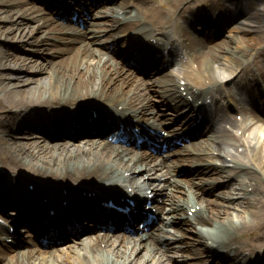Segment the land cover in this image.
<instances>
[{
	"label": "bare ground",
	"instance_id": "1",
	"mask_svg": "<svg viewBox=\"0 0 264 264\" xmlns=\"http://www.w3.org/2000/svg\"><path fill=\"white\" fill-rule=\"evenodd\" d=\"M184 1L186 0H129L135 4L137 11L142 13L144 19L151 26L158 27L169 23L171 11L180 8ZM120 2L123 4V0ZM213 2L215 0H203V3ZM246 4L245 0L240 1L241 8L244 6L247 9L248 5ZM0 5L4 7L0 8V38L4 39V49H0V108L8 109L11 112L10 117H20L34 106L44 107L45 111L49 112L55 107H74L81 100L94 98L97 99L95 101H101L109 113L130 115L149 126L155 123L156 119L146 114L149 110L146 107L148 97L140 91L139 80L135 79V75L131 76V72L118 66L117 63L109 65L111 71L115 70L114 72L121 78V81L126 84L132 83L134 86L133 90H128L126 85L116 87L114 84L116 80L114 81V78L110 77L108 70L104 71L98 65L102 60L100 53L89 48L83 40H78L75 46H57L42 38L41 35H44L42 34L44 31L63 32L64 28L59 27L53 20L44 18L40 7L25 0H0ZM34 11H39V14H34L33 17H38L40 20L28 23L22 12L30 14ZM239 14H243L242 9ZM254 15L246 18H252ZM13 19H16V22ZM8 21H11L9 25L6 24ZM128 27L124 26V28ZM235 28L236 31L243 32L250 27L237 26ZM262 37V34L251 38L232 35L230 39L219 44L199 43L193 48L191 56L186 55L182 59L184 57L187 60L192 59L196 64L197 74L208 79L207 87L192 85V72L187 69V73L184 72V74L187 75L189 81L185 84L181 85L179 80L176 81L171 76L172 74L165 75L163 82L150 83L148 92L159 96L161 105H165L166 110L176 114L180 112L181 104L186 107L194 106L199 99L203 100L208 92L219 87L218 80H214L211 75L216 73L215 69H211V67L219 68L215 62H220L219 64H223L225 68L235 66L239 57L246 53L243 48L249 44L248 41L252 40L255 43ZM52 38L55 39V37ZM43 45H47V47L41 49L40 47ZM18 47L28 52L21 53L24 55L12 54V49H18ZM34 51L43 53L37 57V60H40L37 63V60L34 59ZM27 72L32 74L29 75ZM154 83L156 85L152 87ZM158 85L160 86L158 87ZM182 86L183 88H181ZM189 94L191 100L188 98ZM168 102L173 103L169 106ZM252 119L250 114H245L239 123L233 121V115H221L217 120L206 118L203 120V132L211 133V137H208L211 142L207 141L216 151L229 146L237 149L238 147L234 145L237 140L221 124L230 122L233 126H241L251 122ZM68 135L72 136L63 131L57 138L69 137ZM239 139L243 145V151L248 155H253L249 157L252 161H243L230 155L232 163L229 169L233 171L226 170V176H223L224 178H233L230 196L225 197L224 191L215 194L221 200L224 197L222 200L226 201L224 205L207 200V197L212 196L213 188H210L204 179L206 177H221V171L227 168L228 162L211 154L210 152L213 151L205 143L203 146L206 147L207 153L203 155H187L180 158L178 156L180 152L173 151L174 157L163 159V162L160 163L161 166H164V173H159L160 170L157 172V178L154 179L157 182L152 181V178L149 180L142 178L146 187L151 189L155 201L153 204L155 220L160 225L157 224L158 226L152 228L153 232H148L150 234L143 233L140 242L127 243L122 241L127 239L125 236L101 234L100 238L116 237L117 240H105L107 244L93 245L88 249H83L84 253L78 254L73 259L63 257L53 260L32 259L28 262H21L18 261L19 254L15 253L6 264H152V262L154 264V261L156 262V259L153 258L155 249L165 252L170 248L185 253L183 257H180L183 264H190L188 256H195L201 250L207 251L208 254L209 250H213L215 255L222 257L223 264H254L255 259L264 258L258 253L264 250V149L254 153L255 149L252 144L242 141L240 137ZM36 143L40 145L39 142ZM46 143L42 145L47 147L62 144ZM195 147L196 145L191 144L190 148L183 150L191 153L197 151ZM39 149H34L30 144L24 142L9 143L0 136V163L10 172L23 167L32 173L69 180L71 183H77L86 178L95 182H104L103 184L107 187H114V185L122 183L125 188L133 187L134 194L138 192L135 188L144 184L132 176L134 170L146 164L139 158H133L131 162L124 163L67 148H48L43 152H40ZM100 150L110 153L109 156L120 154V148L112 147L106 143ZM217 152L227 157L220 151ZM243 155L241 154V156ZM201 162H205V164L200 165ZM193 163L200 167L190 171L192 179H185L186 189L189 191L188 197H186L184 189L170 177V171H177L182 165ZM152 170L154 168L147 171ZM125 171H129L128 174L131 175L125 176ZM91 199H97V197ZM236 207L240 209L237 210ZM192 208L194 209L191 212ZM165 226H169L168 228L172 230L167 228L165 230ZM184 235H190V239H186ZM87 237L85 239L99 238V236ZM150 237H154V240L157 241L158 248L155 244V247L148 244ZM70 246L59 248V250ZM78 248L81 247L78 246ZM32 249L33 247L29 245V249L22 254L50 253L40 250L30 251ZM55 251L58 250L52 252ZM75 253L76 249L69 252V254ZM260 264H264V259Z\"/></svg>",
	"mask_w": 264,
	"mask_h": 264
},
{
	"label": "rangeland",
	"instance_id": "2",
	"mask_svg": "<svg viewBox=\"0 0 264 264\" xmlns=\"http://www.w3.org/2000/svg\"><path fill=\"white\" fill-rule=\"evenodd\" d=\"M258 0H250L249 1V3H248V5L249 4H252V6L253 5H259V3L257 2ZM252 11V10H251ZM250 11V12H251ZM231 35H237L236 33H235V29H234V26H228V28L226 29V30H224L223 32H222V35L220 36V38L218 39V43H219V41H221V40H223V41H225L226 39H227V36H231ZM249 36H255L254 34H248ZM4 39H0V41H3ZM210 43H213V42H210ZM18 49H19V47H18ZM19 50H21V49H19ZM19 50H17V51H13L12 52V54H17V55H24V54H21L23 51H25L24 49H23V51L21 50V51H19ZM27 52V51H26ZM33 63V62H32ZM189 167L188 166H184L182 169H188ZM185 172L186 171H184V172H182V171H180V174L177 176V177H179L180 179H184V178H188L189 176L188 175H185ZM225 187H218V189L217 190H221V189H224ZM226 195H228V194H226ZM225 195V196H226ZM211 197H213V196H211ZM211 197H207V200H209V199H212ZM179 199V198H178ZM204 257H202V259H203Z\"/></svg>",
	"mask_w": 264,
	"mask_h": 264
}]
</instances>
